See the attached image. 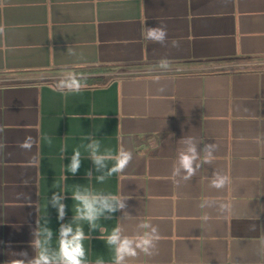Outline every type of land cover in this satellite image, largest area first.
Listing matches in <instances>:
<instances>
[{
  "label": "crops",
  "instance_id": "obj_1",
  "mask_svg": "<svg viewBox=\"0 0 264 264\" xmlns=\"http://www.w3.org/2000/svg\"><path fill=\"white\" fill-rule=\"evenodd\" d=\"M160 25L179 48L142 38ZM0 26V264L34 255L38 216L58 229L47 207L53 191L67 192L62 222L71 221L75 185L129 198L128 214L101 220L84 242L89 264H111L99 236L117 225L134 235L141 222L158 227V254L129 264H264V0H0ZM164 57L171 70L161 73ZM87 66L109 82L53 91L66 70ZM51 72L57 79H46ZM92 132L102 150L133 153L123 174L88 180L93 164L81 145ZM29 136L36 143L26 151L18 145ZM184 136L219 144L190 181L172 176ZM77 148L73 176L66 165ZM214 170L231 178L222 190L209 186Z\"/></svg>",
  "mask_w": 264,
  "mask_h": 264
},
{
  "label": "clouds",
  "instance_id": "obj_2",
  "mask_svg": "<svg viewBox=\"0 0 264 264\" xmlns=\"http://www.w3.org/2000/svg\"><path fill=\"white\" fill-rule=\"evenodd\" d=\"M5 29L0 26V35ZM142 38L152 43L162 46L180 47V41L173 39L169 41L166 26H145L142 30ZM69 55H76L75 51L68 48ZM82 57V54H81ZM158 70L161 73L171 70V62L167 57L158 61ZM159 79V76L156 77ZM87 77L84 73L66 70L57 80L53 91L61 92L65 95L70 93H80L86 88ZM161 92L165 90L160 89ZM43 139L52 145V138L44 136ZM87 143L81 147L88 153V159L93 164V169L86 172L88 180L95 178L99 183H103L107 178L123 174L133 159L130 150L120 146L115 153L111 149H103L100 139L95 132L83 136ZM36 141L31 137H26L18 146L26 151H31ZM181 147L177 152L176 159L172 167V176L178 180L190 181L205 164H212L215 153L219 150L218 143H203L197 141L192 136H184L179 140ZM203 143V147H199ZM0 147H3L0 145ZM61 158L64 159L66 148H61ZM82 158L80 148L73 151L70 163L66 165V172L73 176L81 168ZM67 180V177L65 176ZM231 178L220 171L214 170L209 181V186L216 190L224 189L230 184ZM59 188V185H56ZM67 192L53 191L48 201L47 207L51 206L57 211V220L61 221L59 227L53 230L50 227L48 216L37 217L36 226L32 231L33 240L31 247L34 255L29 258L26 251L14 253V259L10 264H89L84 242L92 239L94 230L102 231V225L98 222L104 219H112V214L117 211H124L127 208L126 201L129 199L123 194L105 193L94 191L86 185H75L71 192L73 201V216L70 222H62L66 216ZM20 197L30 200L29 194H19ZM202 206H209L205 202ZM225 205L220 204L219 210L223 212ZM128 214L124 211V215ZM207 219V217H205ZM84 222L89 228L88 233L84 230ZM250 231H256V225L249 226ZM56 237L55 243L53 242ZM106 246L112 251L111 264H129L131 259L137 258L140 254L154 256L158 254V243L161 240L159 229L150 222H141L137 225V233L134 235L125 234L119 225L113 227L106 236H99ZM257 254L264 258V239L258 243ZM95 264H105L103 257L96 259Z\"/></svg>",
  "mask_w": 264,
  "mask_h": 264
},
{
  "label": "trees",
  "instance_id": "obj_3",
  "mask_svg": "<svg viewBox=\"0 0 264 264\" xmlns=\"http://www.w3.org/2000/svg\"><path fill=\"white\" fill-rule=\"evenodd\" d=\"M75 72H82L86 75V87H100L104 86L109 82V79L104 74H99L97 67L87 66V67H76L72 68Z\"/></svg>",
  "mask_w": 264,
  "mask_h": 264
},
{
  "label": "rangeland",
  "instance_id": "obj_4",
  "mask_svg": "<svg viewBox=\"0 0 264 264\" xmlns=\"http://www.w3.org/2000/svg\"><path fill=\"white\" fill-rule=\"evenodd\" d=\"M56 75H57V74H55V72H51L50 74H47L46 79H49V78H50V79H57V78H56Z\"/></svg>",
  "mask_w": 264,
  "mask_h": 264
}]
</instances>
